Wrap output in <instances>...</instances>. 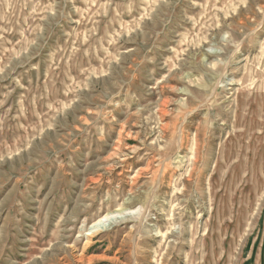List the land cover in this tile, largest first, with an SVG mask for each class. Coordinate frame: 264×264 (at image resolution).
Here are the masks:
<instances>
[{
	"label": "rangeland",
	"instance_id": "obj_1",
	"mask_svg": "<svg viewBox=\"0 0 264 264\" xmlns=\"http://www.w3.org/2000/svg\"><path fill=\"white\" fill-rule=\"evenodd\" d=\"M0 264H264V0H0Z\"/></svg>",
	"mask_w": 264,
	"mask_h": 264
},
{
	"label": "bare ground",
	"instance_id": "obj_2",
	"mask_svg": "<svg viewBox=\"0 0 264 264\" xmlns=\"http://www.w3.org/2000/svg\"><path fill=\"white\" fill-rule=\"evenodd\" d=\"M163 104V103H162ZM165 106V105H164ZM119 211V210H118ZM126 211V210H125ZM120 214H123V211H119V212H117L116 213V215H114V216H112L111 214H110V216H106V217H101V218H103V219H101L100 218V221H98L96 224H95V222H94V224H93V226L91 227L92 228V230L93 229H95V230H93L94 232L95 231H98V229H100V228H102L103 226H105V224H107L106 222H110V221H112L113 219H117V218H119L120 217ZM126 214H128V213H126ZM124 216V215H123ZM91 231V230H90ZM93 231H91L90 233H92Z\"/></svg>",
	"mask_w": 264,
	"mask_h": 264
}]
</instances>
